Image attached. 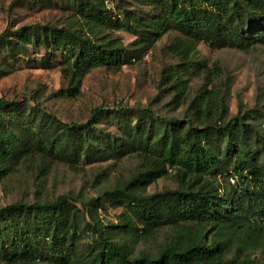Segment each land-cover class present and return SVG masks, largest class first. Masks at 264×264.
Wrapping results in <instances>:
<instances>
[{"label":"trees","instance_id":"obj_1","mask_svg":"<svg viewBox=\"0 0 264 264\" xmlns=\"http://www.w3.org/2000/svg\"><path fill=\"white\" fill-rule=\"evenodd\" d=\"M68 1L95 25L131 33L146 27L149 42L173 29L191 44L205 43L212 49L264 45V0H155L160 13L149 26L144 19L120 20L91 3ZM50 39L66 45L77 60L95 59L108 71H119L129 63V51L120 39L103 44L77 32L55 34L51 26L6 31L0 49H25L31 41L48 46ZM187 56V68L207 69L194 55ZM170 76L172 70L166 69L162 83L169 84ZM83 78L82 73L74 75L71 87L59 94L76 99ZM217 88H202L189 105L194 119L159 118L153 123L148 113L149 119L139 116L136 126L125 133L123 146L137 145L155 158L121 187L89 197L80 192L2 208L0 264H264V144L240 113L229 117ZM30 101L34 106L0 99V183L34 151L62 146L79 162L96 146L90 126L57 123L42 113L37 99ZM114 148L122 149L117 141ZM173 170L178 188L145 194ZM104 203L128 212L113 227L119 230L116 235L142 230L152 236L165 227L174 233L156 253L142 251L136 256L124 237L116 241L108 234L100 218ZM85 235L92 237L88 245ZM259 248L261 258H252L249 252Z\"/></svg>","mask_w":264,"mask_h":264},{"label":"rangeland","instance_id":"obj_2","mask_svg":"<svg viewBox=\"0 0 264 264\" xmlns=\"http://www.w3.org/2000/svg\"><path fill=\"white\" fill-rule=\"evenodd\" d=\"M81 1L96 5L113 18L144 19L147 26L160 13L155 0ZM90 21L68 0H0V37L6 31L13 33L28 26H51L55 34L62 30L77 32L103 44L120 39L129 51L127 65L119 71H108L95 59L77 60L66 45L51 39L49 47L31 41L25 49H0V99L26 101L30 106H34L30 100L37 99L42 113L57 123L90 126L91 139L97 146L84 153L79 162H74L69 148L62 146L24 157L0 183V210L15 203L34 204L80 192L89 197L121 187L144 172L155 158L137 145L123 146L125 133L136 126L139 116L148 113L153 123L159 118L194 119L187 108L204 87L211 90L216 85L229 117L240 113L254 136L258 135V142L264 144V45L245 50L212 49L205 43L191 44L173 29L158 41L149 42L145 40L146 27L131 33ZM187 54L194 55L207 69L194 64L187 68ZM166 69L172 70L171 88L162 83ZM79 73L84 75L80 96H61L59 91L69 89L70 80ZM115 141L121 150L114 148ZM98 151L103 155H96ZM179 186L177 171L173 170L145 194ZM127 214L125 208L109 203L100 209L108 234L116 241L124 237L136 256L142 251L156 253L174 233L173 228L165 227L152 236H145L142 230L129 236L116 235L119 230L113 227ZM91 239V235H85L87 245ZM261 251L252 249L249 254L260 259Z\"/></svg>","mask_w":264,"mask_h":264}]
</instances>
